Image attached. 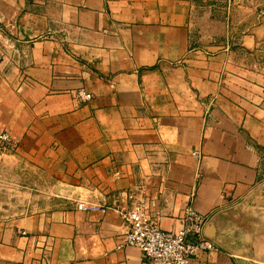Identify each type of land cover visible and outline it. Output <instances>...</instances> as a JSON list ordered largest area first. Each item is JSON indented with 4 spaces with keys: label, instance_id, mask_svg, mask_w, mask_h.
I'll use <instances>...</instances> for the list:
<instances>
[{
    "label": "crops",
    "instance_id": "1",
    "mask_svg": "<svg viewBox=\"0 0 264 264\" xmlns=\"http://www.w3.org/2000/svg\"><path fill=\"white\" fill-rule=\"evenodd\" d=\"M231 10L199 43L197 0H0V264H152L129 193L204 215L191 264H264V0Z\"/></svg>",
    "mask_w": 264,
    "mask_h": 264
},
{
    "label": "built area",
    "instance_id": "2",
    "mask_svg": "<svg viewBox=\"0 0 264 264\" xmlns=\"http://www.w3.org/2000/svg\"><path fill=\"white\" fill-rule=\"evenodd\" d=\"M73 97L79 101H88L92 94L84 87L74 91ZM11 137L7 131L0 132V151L10 148ZM196 153V152H193ZM131 199L128 206L111 204L102 208L116 210L123 218L126 231L119 246L138 248L152 264H191L192 256L199 251H218V246L202 236L204 215L191 206H186L181 215L178 228L164 229L157 218L148 212L144 199H135L133 194H127ZM79 209H91L82 201L76 203Z\"/></svg>",
    "mask_w": 264,
    "mask_h": 264
},
{
    "label": "rangeland",
    "instance_id": "3",
    "mask_svg": "<svg viewBox=\"0 0 264 264\" xmlns=\"http://www.w3.org/2000/svg\"><path fill=\"white\" fill-rule=\"evenodd\" d=\"M227 2L232 4V0H197L196 33L199 43L230 35L227 29L232 27L237 16L234 10L227 12ZM1 45L4 46L0 37Z\"/></svg>",
    "mask_w": 264,
    "mask_h": 264
}]
</instances>
